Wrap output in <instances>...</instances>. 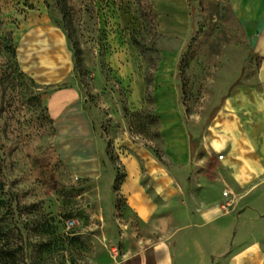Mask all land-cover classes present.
<instances>
[{
	"label": "rangeland",
	"instance_id": "1",
	"mask_svg": "<svg viewBox=\"0 0 264 264\" xmlns=\"http://www.w3.org/2000/svg\"><path fill=\"white\" fill-rule=\"evenodd\" d=\"M237 2L186 0L189 33L181 39L159 31L170 20L178 22V0H0L1 264H110L118 256L116 235L135 225L116 221L121 200L107 197L101 180L75 177L79 172L61 158L43 98L48 87L25 68L15 43L14 30L23 20L41 12L67 32L71 82L88 98L98 131L108 135L107 156L121 175L112 138L122 130L162 155L152 78L163 55L177 56L179 97L193 137L204 134L233 83L240 82L246 47ZM132 59L138 69L130 72ZM135 70L147 84L140 109L131 94ZM260 190L251 201L257 199L255 208L264 211ZM248 214L242 223L258 225L252 208Z\"/></svg>",
	"mask_w": 264,
	"mask_h": 264
},
{
	"label": "crops",
	"instance_id": "2",
	"mask_svg": "<svg viewBox=\"0 0 264 264\" xmlns=\"http://www.w3.org/2000/svg\"><path fill=\"white\" fill-rule=\"evenodd\" d=\"M178 3V22L170 20L159 31L185 39L187 4ZM40 13L24 19L13 35L25 68L48 87L43 98L61 158L79 172L75 177L101 180L105 195L121 200L116 221L135 224L116 235L118 256L110 264H264V211L255 208L257 199L251 201L264 184V0L237 2L246 47L240 82L233 83L203 135L193 137L185 118L177 56H162L152 78L162 155L122 130L112 138L121 175L107 156L108 135L98 131L88 98L71 82L68 34ZM128 65L137 70L138 60ZM136 70L130 78L136 96L130 97L140 109L147 84ZM251 208L259 224L248 227L242 219Z\"/></svg>",
	"mask_w": 264,
	"mask_h": 264
},
{
	"label": "built area",
	"instance_id": "3",
	"mask_svg": "<svg viewBox=\"0 0 264 264\" xmlns=\"http://www.w3.org/2000/svg\"><path fill=\"white\" fill-rule=\"evenodd\" d=\"M230 204L228 203V204H226V206H229Z\"/></svg>",
	"mask_w": 264,
	"mask_h": 264
},
{
	"label": "trees",
	"instance_id": "4",
	"mask_svg": "<svg viewBox=\"0 0 264 264\" xmlns=\"http://www.w3.org/2000/svg\"><path fill=\"white\" fill-rule=\"evenodd\" d=\"M0 264H1V262H0Z\"/></svg>",
	"mask_w": 264,
	"mask_h": 264
}]
</instances>
